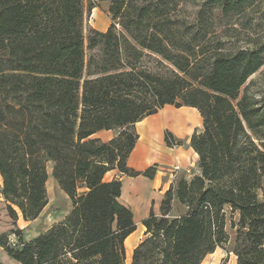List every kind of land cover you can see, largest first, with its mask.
I'll return each instance as SVG.
<instances>
[{
  "label": "trees",
  "instance_id": "trees-1",
  "mask_svg": "<svg viewBox=\"0 0 264 264\" xmlns=\"http://www.w3.org/2000/svg\"><path fill=\"white\" fill-rule=\"evenodd\" d=\"M261 2L110 0V25L90 29L85 49L83 0H0V198L14 226L19 215L35 220L48 203L50 163L71 205L29 241L20 229L0 235L15 264H125L136 225L119 201L121 180L105 175L154 177L156 166L135 171L127 159L136 123L167 105L202 118L190 138L198 173L165 192L160 216L142 221L131 264H201L228 241L227 211L237 218L236 264H264V71L252 78L264 45H213L205 19ZM186 5L198 8L192 24L178 17ZM149 56L155 70L144 65ZM100 131L116 135L94 138ZM164 140L183 144L168 131Z\"/></svg>",
  "mask_w": 264,
  "mask_h": 264
},
{
  "label": "crops",
  "instance_id": "crops-1",
  "mask_svg": "<svg viewBox=\"0 0 264 264\" xmlns=\"http://www.w3.org/2000/svg\"><path fill=\"white\" fill-rule=\"evenodd\" d=\"M108 6L109 3H107L105 8L106 12L104 15L106 16H109L107 12ZM97 8L98 6L96 5L91 11L93 12V16L95 15L96 18H99L103 14L100 11L95 14ZM101 24L104 26V21ZM109 25L110 23L108 22L106 26L99 28L95 24L93 25V29L99 32H105ZM201 130L202 118L196 109L190 107L175 108L169 105L164 106L156 114L148 116L136 123L135 131L138 139L127 159L128 167L135 171H144L149 167L156 166L154 177L152 179L143 176L126 177L120 175L116 170L105 175L106 181L113 179L121 180V195L119 201L131 210L133 221L136 225V230L125 240L126 257L128 254L131 256L133 249L144 238L145 228L142 225V221L149 216L150 212L155 216H160L161 201L165 192L170 188H176L181 179L188 180L194 174L198 173V156L190 146V138L195 131L200 132ZM167 131L176 139L182 141L183 144L181 146L168 147L164 140ZM115 135V131H100L93 137L102 141H108ZM48 175L46 189L48 181L54 184L52 177H50L51 173L48 172ZM56 186L60 190L57 184ZM60 192L62 191L60 190ZM3 201L0 198V202ZM49 204L48 199L45 208L33 221H24L19 215L16 224L20 227V230L37 225ZM3 206L6 208L5 202ZM172 208L173 215H178L184 211V208L176 201L173 202ZM67 213L65 212L60 220ZM20 221L22 222V226L19 225ZM37 236H28V239L24 241H29ZM129 239L131 241L128 246L126 243ZM2 253L5 255L7 262L1 260L0 262L3 264H15L0 248V257H2Z\"/></svg>",
  "mask_w": 264,
  "mask_h": 264
},
{
  "label": "rangeland",
  "instance_id": "rangeland-1",
  "mask_svg": "<svg viewBox=\"0 0 264 264\" xmlns=\"http://www.w3.org/2000/svg\"><path fill=\"white\" fill-rule=\"evenodd\" d=\"M109 2L110 0L95 1V4L98 6L95 14L99 11L103 14L99 18H96L95 15L93 16L92 11L88 12L87 10L89 0H83L84 15L82 30L85 49L88 32L90 29H93V25L96 24V27L100 28L106 26L108 22L111 23L110 16L104 15L106 12V5ZM197 11V7L186 5L179 9L178 17L192 24L195 20ZM205 19L207 25L206 29L208 31L207 39H210L213 45L220 42L227 49L234 47H251L250 43L256 42L264 45V0H262L260 4L254 6L252 9L247 10L244 14L235 16L231 19L222 18L215 13H209L205 15ZM103 21L104 26L101 24ZM117 29H119V27ZM86 55H89V51L87 50ZM154 59V56H149L144 59V65L150 70H155L156 68ZM263 71L264 65L252 78L255 79L259 77ZM47 172L51 173L50 163L47 164ZM47 191L50 204L48 208H46L42 217H40L37 225L21 230L23 240L28 239V236L40 235L44 233L53 224L58 222L65 212L70 210L71 205L69 199L66 197V195H64V193L58 190L55 181L54 184H51V182L48 181ZM80 193H82V190H80ZM3 204L4 201L0 202V235L8 234L13 229H20L17 224H15V226L13 225L11 219L7 216L6 208L3 206ZM226 216V232L228 234V241L222 246L218 247L212 254L206 256L201 264H236V257L231 250L234 245L237 218L236 216H231L228 211ZM19 225L22 226L21 221ZM9 240L12 245L17 243V239L14 235H10ZM0 260L7 262V259L3 253L2 257H0ZM125 264H131L130 255L128 258L126 257Z\"/></svg>",
  "mask_w": 264,
  "mask_h": 264
},
{
  "label": "bare ground",
  "instance_id": "bare-ground-1",
  "mask_svg": "<svg viewBox=\"0 0 264 264\" xmlns=\"http://www.w3.org/2000/svg\"><path fill=\"white\" fill-rule=\"evenodd\" d=\"M133 236H134V235H133ZM130 239H131V238H130ZM130 239H129V240L127 241V243H126L128 246H129V243H130V241H131ZM128 256H129V254H128ZM128 256H127V257H128Z\"/></svg>",
  "mask_w": 264,
  "mask_h": 264
}]
</instances>
